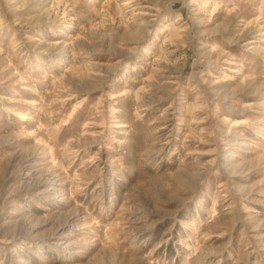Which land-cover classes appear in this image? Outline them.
<instances>
[{"label":"rangeland","instance_id":"obj_1","mask_svg":"<svg viewBox=\"0 0 264 264\" xmlns=\"http://www.w3.org/2000/svg\"><path fill=\"white\" fill-rule=\"evenodd\" d=\"M0 264H264V0H0Z\"/></svg>","mask_w":264,"mask_h":264}]
</instances>
